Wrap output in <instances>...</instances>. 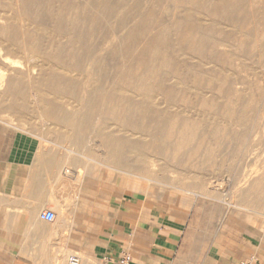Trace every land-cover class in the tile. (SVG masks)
<instances>
[{
  "label": "rangeland",
  "instance_id": "obj_1",
  "mask_svg": "<svg viewBox=\"0 0 264 264\" xmlns=\"http://www.w3.org/2000/svg\"><path fill=\"white\" fill-rule=\"evenodd\" d=\"M0 119L111 172V210L264 246V0H0Z\"/></svg>",
  "mask_w": 264,
  "mask_h": 264
},
{
  "label": "crops",
  "instance_id": "obj_2",
  "mask_svg": "<svg viewBox=\"0 0 264 264\" xmlns=\"http://www.w3.org/2000/svg\"><path fill=\"white\" fill-rule=\"evenodd\" d=\"M45 211L52 223L39 218ZM176 213L130 196L111 210V172L86 171L0 119V264H65L72 255L105 264L124 254L129 264H264V246L240 239L232 252L226 243L202 249Z\"/></svg>",
  "mask_w": 264,
  "mask_h": 264
},
{
  "label": "built area",
  "instance_id": "obj_3",
  "mask_svg": "<svg viewBox=\"0 0 264 264\" xmlns=\"http://www.w3.org/2000/svg\"><path fill=\"white\" fill-rule=\"evenodd\" d=\"M39 218L52 223L55 220V215L51 211H45L39 215ZM130 260V256L128 254H124L114 261H106L105 264H129ZM68 264H80V259L77 256L72 255L68 257Z\"/></svg>",
  "mask_w": 264,
  "mask_h": 264
},
{
  "label": "bare ground",
  "instance_id": "obj_4",
  "mask_svg": "<svg viewBox=\"0 0 264 264\" xmlns=\"http://www.w3.org/2000/svg\"><path fill=\"white\" fill-rule=\"evenodd\" d=\"M73 93H74V92H73ZM132 99H133V98H132ZM81 100H82V99H81ZM87 100H89V98H88ZM84 101H86V100H84ZM89 101H90V100H89ZM89 101H88V102H89ZM90 102H91V101H90ZM81 103H83V102L81 101ZM183 125H184V124H183ZM193 128H194V127H193ZM192 136H193V135H192ZM176 137H177V136H176ZM189 139H190V138H189ZM161 144H162V143H161ZM187 144H189V143H187ZM132 146H133V145H132ZM132 146L130 147V149L133 148ZM140 146H141V144H140ZM162 146H163V144H162ZM137 147H138V146H137ZM140 148H141V147H140ZM128 149H129V147H128ZM141 149H142V148H141ZM141 149H140V151H141ZM125 150H126V149H125ZM131 150H132V149H131ZM126 151H127V150H126ZM132 151H134V150H132ZM141 152H142V151H141ZM117 153H118V152H117ZM124 153H125V151H124ZM124 153H123V154H124ZM131 153H132V152H131ZM137 153H139V152L137 151ZM123 154H122V155H123ZM127 154H130V153H127ZM173 154H174V153H173ZM124 155H125V154H124ZM138 156H139V155H138ZM143 156H144V155H143ZM141 157H142V156H141ZM123 158H124V157H123ZM84 159H85V158H84ZM124 159H125V158H124ZM141 159H142V158H141ZM125 160H126V159H125ZM144 160H145V159H144ZM117 161H118V159H117ZM123 161H124V160H123ZM120 162H122V161H120ZM126 162H127V161H126ZM122 164H123V163H121V165H122ZM125 164H126V163H125ZM128 165H129V164H128ZM75 183H76V182H75ZM51 255H52V254H51ZM51 255H50V256H51ZM64 255H65V254H64ZM55 259H56V258H55ZM55 259H54V260H55ZM57 264H58V263H57Z\"/></svg>",
  "mask_w": 264,
  "mask_h": 264
}]
</instances>
